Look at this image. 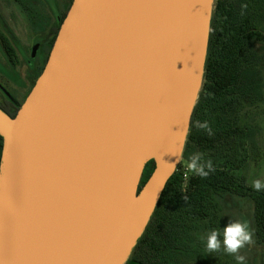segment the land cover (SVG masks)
<instances>
[{
	"label": "water",
	"instance_id": "water-1",
	"mask_svg": "<svg viewBox=\"0 0 264 264\" xmlns=\"http://www.w3.org/2000/svg\"><path fill=\"white\" fill-rule=\"evenodd\" d=\"M213 4L73 1L16 117L0 109V264H126L181 161Z\"/></svg>",
	"mask_w": 264,
	"mask_h": 264
},
{
	"label": "trees",
	"instance_id": "trees-1",
	"mask_svg": "<svg viewBox=\"0 0 264 264\" xmlns=\"http://www.w3.org/2000/svg\"><path fill=\"white\" fill-rule=\"evenodd\" d=\"M214 3L203 82L181 161L126 264H240L222 248L216 252L206 248L207 235L212 230L222 233L225 227L219 201L224 195L251 202L255 245L264 249V188L256 191L243 174L260 155V128L256 121L258 106L264 99L261 91L264 0H214ZM65 18L66 15L62 22ZM258 36L259 72L254 71L251 51L249 64H246L248 55H243ZM0 45L6 58L16 66L15 48L1 31ZM225 46H230L228 57ZM35 78L36 81L38 77ZM4 96L0 109L15 118L22 103L8 92ZM197 122H207L210 132L197 127ZM2 149L0 136V161ZM195 153L204 162H212L207 177L187 170L188 158ZM154 169L155 163L150 161L139 190ZM218 238L222 239V235Z\"/></svg>",
	"mask_w": 264,
	"mask_h": 264
},
{
	"label": "rangeland",
	"instance_id": "rangeland-1",
	"mask_svg": "<svg viewBox=\"0 0 264 264\" xmlns=\"http://www.w3.org/2000/svg\"><path fill=\"white\" fill-rule=\"evenodd\" d=\"M74 1V0H73ZM71 0H55L51 7L43 0H23L25 6H35L36 14L32 9L24 8L13 0H0V26L12 39L18 58V64L14 66L5 56L0 45V103L4 96L1 86L7 88L22 104L33 90L48 61L52 47L48 40L53 38L50 35V28L58 22V16L64 11H69ZM213 4V9H214ZM53 9V10H52ZM42 23L44 32H35V28ZM49 25L44 26V23ZM40 44L41 52L32 58L34 44ZM264 50V46L262 47ZM263 82L261 91L264 97V63L261 64ZM36 79V78H35ZM260 112L256 124L260 128V155L252 160L248 170L243 173L249 185L259 180L264 184V99L259 104ZM222 207V217L225 226L232 221L247 222L253 233L254 212L253 206L248 200H241L232 195H224L219 199ZM253 243L240 249L239 255L244 257L243 264H264V249L255 245L254 233Z\"/></svg>",
	"mask_w": 264,
	"mask_h": 264
},
{
	"label": "clouds",
	"instance_id": "clouds-1",
	"mask_svg": "<svg viewBox=\"0 0 264 264\" xmlns=\"http://www.w3.org/2000/svg\"><path fill=\"white\" fill-rule=\"evenodd\" d=\"M196 126L210 132L207 122H197ZM172 168L173 170L175 169V161L172 163ZM186 168L190 173L204 178L209 175L213 165L210 160L204 162L201 155L195 153L188 158ZM252 187L256 191H259L264 188V184L256 180L253 181ZM220 235H222V239L218 238ZM253 242V233L247 222L229 220L227 225L223 228L222 233L212 230L207 235L206 248L209 252H216L222 248L225 254L233 256L240 264H243L244 257L239 255L240 249L244 248L246 245H251Z\"/></svg>",
	"mask_w": 264,
	"mask_h": 264
},
{
	"label": "flooded vegetation",
	"instance_id": "flooded-vegetation-1",
	"mask_svg": "<svg viewBox=\"0 0 264 264\" xmlns=\"http://www.w3.org/2000/svg\"><path fill=\"white\" fill-rule=\"evenodd\" d=\"M15 3H17V4H19V5H21V6H23L24 8H28V9H32V11H33V13H34V15H37L36 13V7L35 6H29L28 5V7L27 6H25L26 4H23V0H13ZM45 3H48L49 4V6L51 7L52 5H54V3H55V0H43ZM53 10V9H52ZM67 13H68V10L67 11H64L63 12V14L62 15H60V16H58V22H56V24L52 27V28H50V35H53V38H51V39H49L47 42H48V44L50 45V46H53L54 45V43H53V39L55 38V36H56V33H57V31H59V28H60V25H61V22H62V20H63V18H64V16L65 15H67ZM47 25H49V22L46 24V23H44V26H47ZM43 29H45V27L44 28H42V23L40 22L39 24H38V26L35 28V32H44L45 30H43ZM0 31L3 33V35L6 37V38H8L9 40H10V42H11V44H12V46H15L14 45V43H13V41H12V39L4 32V29H3V27L2 26H0ZM57 35H58V33H57ZM57 37V36H56ZM56 39V38H55ZM35 46H37V51H36V54H38V52L40 53L41 52V49L39 48V46H41L40 44H34V46H33V48L35 47ZM249 47V49L247 50V52L245 53L243 50V55H248V58H247V62H246V64H249V60H250V51H251V53H252V61H253V68H254V71L256 70V71H258L259 72V70H260V56H261V43H260V40H259V36H258V38H256V39H254V43H253V46H248ZM225 48H226V56L228 57L229 56V51H230V46H225ZM32 55H33V50H32ZM33 58V57H32ZM2 87V90H3V93L4 92H8V93H10V94H12L11 92H9L8 90H7V88L6 87H4V86H1ZM13 95V94H12ZM14 96V95H13Z\"/></svg>",
	"mask_w": 264,
	"mask_h": 264
},
{
	"label": "built area",
	"instance_id": "built-area-1",
	"mask_svg": "<svg viewBox=\"0 0 264 264\" xmlns=\"http://www.w3.org/2000/svg\"><path fill=\"white\" fill-rule=\"evenodd\" d=\"M187 179H188V177H187V173L184 175V186L186 185V183H187Z\"/></svg>",
	"mask_w": 264,
	"mask_h": 264
}]
</instances>
